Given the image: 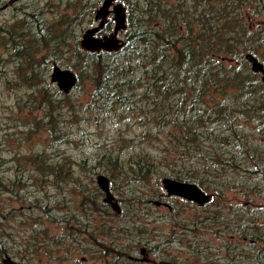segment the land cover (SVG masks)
I'll return each mask as SVG.
<instances>
[{
    "label": "rangeland",
    "instance_id": "rangeland-1",
    "mask_svg": "<svg viewBox=\"0 0 264 264\" xmlns=\"http://www.w3.org/2000/svg\"><path fill=\"white\" fill-rule=\"evenodd\" d=\"M102 1L0 0V264H264V0H118L90 51Z\"/></svg>",
    "mask_w": 264,
    "mask_h": 264
},
{
    "label": "water",
    "instance_id": "water-1",
    "mask_svg": "<svg viewBox=\"0 0 264 264\" xmlns=\"http://www.w3.org/2000/svg\"><path fill=\"white\" fill-rule=\"evenodd\" d=\"M111 14L114 20L113 32L109 34V36L97 38L95 35L103 28ZM95 21H99L98 26L88 29L85 32L81 41L82 46L90 51H114L118 49L117 35L125 28L126 23L125 9L123 6L118 3V0H103L102 4L95 12ZM246 58L252 63L253 71L263 75L264 81V67L262 64L249 54ZM52 81L58 83V86L64 90V92H68L75 84L76 78L73 72L55 67L52 73ZM97 183L100 190L104 191L106 201L111 202L113 196L109 190L108 179L100 175L97 177ZM161 185L168 196H174L199 206H203L210 200V196L194 184L165 178L161 181ZM2 263L14 264L9 257L4 258Z\"/></svg>",
    "mask_w": 264,
    "mask_h": 264
},
{
    "label": "flooded vegetation",
    "instance_id": "flooded-vegetation-1",
    "mask_svg": "<svg viewBox=\"0 0 264 264\" xmlns=\"http://www.w3.org/2000/svg\"><path fill=\"white\" fill-rule=\"evenodd\" d=\"M263 79V78H262ZM96 180H97V178H96ZM110 184L108 183V186H109ZM110 190V189H109ZM99 191H100V193L103 195V200H102V202H103V204H104V207L106 208V209H109V210H111V211H113V213L116 215V216H119L120 214H121V207H120V204H119V202L115 199V197L113 196V199H112V201L111 202H108V201H106V198H105V193H104V191H102V190H100V188H99ZM204 191V190H203ZM111 192V191H110ZM205 192V191H204ZM112 194V193H111ZM207 195H209L210 196V200L208 201V203L207 204H209L210 202H211V200H212V195L211 194H208V193H206ZM101 202V203H102ZM158 204V205H157ZM156 204V207H167L168 209H171L169 206H168V204L167 203H163V202H160V203H157ZM254 246H260V247H262L263 249L262 250H260V252H261V254H262V256H264V242L263 241H258V242H255V244H254ZM92 250H90V249H87V248H84V249H82V252H85L86 253V255H90V254H88V252H91ZM194 251H192V253H193ZM95 254H97L100 258H103L104 256H102V253H95ZM140 256H144V250H142L141 251V253H140ZM200 256H202V255H200ZM199 256V257H200ZM87 256H85V257H83L81 260H79L80 261V263L81 264H85L84 262L86 261L85 260V258H86ZM130 260L129 261H133V260H135V261H138L139 260V258H138V256L137 255H134V256H129L128 257ZM200 258H202V259H204L205 257L203 256V257H200ZM11 259V258H10ZM142 259H143V257H142ZM261 258H258V259H256L257 261L258 260H260ZM3 260L4 259H2V262H3ZM12 260V259H11ZM144 260V259H143ZM13 261V260H12ZM103 262H105V261H103ZM231 262V261H230ZM106 263H108V262H106ZM3 264V263H2ZM224 264V263H223ZM230 264H232V263H230Z\"/></svg>",
    "mask_w": 264,
    "mask_h": 264
},
{
    "label": "trees",
    "instance_id": "trees-1",
    "mask_svg": "<svg viewBox=\"0 0 264 264\" xmlns=\"http://www.w3.org/2000/svg\"><path fill=\"white\" fill-rule=\"evenodd\" d=\"M263 211H264V209H263ZM263 226H264V223H263ZM254 231H256V229L254 230ZM247 237H249V236H247ZM250 238V237H249ZM251 238H252V242L255 244V242H258V241H263L264 242V237H256V236H254V235H252L251 236Z\"/></svg>",
    "mask_w": 264,
    "mask_h": 264
}]
</instances>
